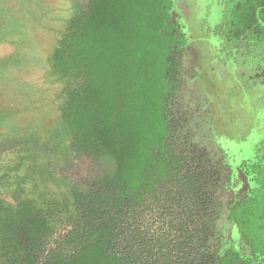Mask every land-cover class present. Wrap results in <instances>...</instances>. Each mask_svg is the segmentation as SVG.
Here are the masks:
<instances>
[{
	"label": "trees",
	"instance_id": "1",
	"mask_svg": "<svg viewBox=\"0 0 264 264\" xmlns=\"http://www.w3.org/2000/svg\"><path fill=\"white\" fill-rule=\"evenodd\" d=\"M174 1L83 0L76 7L53 55L67 87L52 138L9 139L0 131V156H38L44 170L69 181L67 228L54 236L48 213L16 182L12 201L0 194V264L245 263L212 249L226 182L191 144L176 102V53L185 42L172 22ZM60 139L70 141L71 158ZM83 158L96 175L65 174ZM256 173L264 182V165ZM5 179L2 172L0 187ZM240 208L231 215L239 225L251 207L244 217ZM251 244L255 253L264 249Z\"/></svg>",
	"mask_w": 264,
	"mask_h": 264
},
{
	"label": "rangeland",
	"instance_id": "2",
	"mask_svg": "<svg viewBox=\"0 0 264 264\" xmlns=\"http://www.w3.org/2000/svg\"><path fill=\"white\" fill-rule=\"evenodd\" d=\"M82 1L0 0V131L7 138L36 139L40 143L52 138L65 105L67 87L53 69V55ZM171 16L186 27L191 40L195 36L196 42L183 54L179 71V102L188 120L189 140L207 153L223 179L233 177L224 186L225 202L230 205L246 200L251 190L242 166L259 152L253 140L260 139L264 129V87L254 84L255 73L248 68L228 72L200 61L201 47L196 40L199 32L192 30L193 10L188 0H175ZM69 143L60 139L58 144L71 158ZM45 163L43 158L27 154L0 156V174L7 175L0 194L12 201L9 194L18 182L24 198L48 213L57 237L67 228L70 217L66 207L69 181L63 182L55 170H44ZM74 165L65 171L69 177L87 179L97 173L92 160L77 159ZM10 168L13 170L7 174ZM263 212L256 211V217ZM228 215L227 206L219 217L212 249L219 255L233 251L248 257L250 249L236 226L228 222Z\"/></svg>",
	"mask_w": 264,
	"mask_h": 264
},
{
	"label": "flooded vegetation",
	"instance_id": "3",
	"mask_svg": "<svg viewBox=\"0 0 264 264\" xmlns=\"http://www.w3.org/2000/svg\"><path fill=\"white\" fill-rule=\"evenodd\" d=\"M188 3L193 10L192 30L199 32V38L196 40L201 47L199 48V55L202 57L200 61L209 67L217 68L218 66L228 72L233 68H248L250 72L255 73L252 77L254 84L264 87V0H188ZM172 22L185 42L176 53L177 64L181 68L183 54L189 50L192 43L196 44L195 36L191 40L185 26L174 22L173 19ZM179 95L177 91L176 102L185 114L183 104L179 102ZM259 135L260 139L253 140L256 151L259 152L255 155V159L243 163L242 166L250 184L249 198L230 205L226 203L223 211L225 212L228 206V222L236 226L237 232L249 247L250 252L248 257L233 251H227L223 255L217 253L220 257H225L232 252L246 264H264V249L255 253L251 244L254 241L258 246L264 247V212L257 217L255 213L258 210H264V182L260 181V175L256 173L259 165H264V129ZM232 179L233 177H228L224 181L231 183ZM237 205L241 207L239 210L241 217H244V214H250L248 221L243 220L240 225L231 219L232 209ZM244 207H251L248 214ZM253 217L254 220H251Z\"/></svg>",
	"mask_w": 264,
	"mask_h": 264
}]
</instances>
